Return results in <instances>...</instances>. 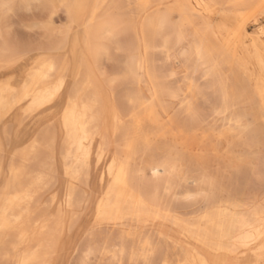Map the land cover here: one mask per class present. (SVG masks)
Segmentation results:
<instances>
[{"label":"bare ground","instance_id":"obj_1","mask_svg":"<svg viewBox=\"0 0 264 264\" xmlns=\"http://www.w3.org/2000/svg\"><path fill=\"white\" fill-rule=\"evenodd\" d=\"M89 1L76 0L75 14L76 21L89 19L90 22L96 19L95 14L102 12L103 17L86 23L83 29L84 47L95 54L98 50L95 35L112 34L116 20L107 12L120 0H94L87 14ZM176 2L195 19L194 22L188 20L194 31L198 33L196 28H200L204 46L201 42L203 47H195L194 52L202 64H211L212 72L216 73L217 55L222 54L221 47H224L223 54L231 63L234 81H247L248 85L243 84L250 85V91L256 93L264 107V27L251 36L243 30V25L256 12L264 13V0ZM139 26V39L147 41L151 37L153 40L154 33L163 32L167 26L166 14L144 17ZM182 32L181 35L176 33L175 44L182 41ZM160 42L169 57L172 49L169 39L161 37ZM142 48L144 60H140V53V58L132 57L126 67L135 76L138 70L148 68L150 46ZM74 71L70 61L43 55L32 59L23 69L20 82L13 77L0 80V176L4 155L12 146L21 144L10 153L7 178L0 185V264H62L69 234L91 212L98 224L116 232L122 242L132 241L134 249L145 252L154 245L157 264H170L171 247L182 256L177 264H264V199L258 202L259 199L252 197L250 201H243L213 190L206 177L200 175L202 172L198 175L197 169V173L191 175L180 163L183 155L180 159V152L197 161H202L204 156L198 152L204 145L203 137L196 138L195 131L193 133L198 115L193 104L188 102L185 111L188 116L179 114L182 121L176 119V114L169 116L168 112L159 111L156 118L166 119L160 123L154 119L150 104L141 101L132 108L128 116L133 118L132 126L128 127L117 105L111 103L110 132L104 92L92 80L91 71L83 60ZM141 95L136 98V93L132 97L140 101ZM238 96L234 92L232 99ZM225 99V95L221 96L222 104ZM11 122L16 131L7 147L4 140L9 138L7 125ZM27 122L32 136L21 143L24 134L20 132L28 126ZM262 130L263 134L259 135L264 138V125ZM139 141L142 151L137 155L143 158L136 159L135 143ZM154 145L167 156L157 155ZM154 153L160 157L154 159ZM174 202L178 205L181 202L182 209H174ZM152 238L164 244L157 246ZM118 249L123 250V247ZM210 254L221 259L211 260ZM106 256V253L102 255L108 258Z\"/></svg>","mask_w":264,"mask_h":264},{"label":"rangeland","instance_id":"obj_2","mask_svg":"<svg viewBox=\"0 0 264 264\" xmlns=\"http://www.w3.org/2000/svg\"><path fill=\"white\" fill-rule=\"evenodd\" d=\"M76 6V0H0V52L2 54L0 80L13 77L14 81L20 82L23 69L29 66L32 59L43 55L52 56L60 61L66 59L73 64L75 71L79 61L83 60L91 71L92 80L104 92L108 130L110 132L112 131V116L109 111L111 103L117 105L126 126L130 127L133 118L131 117V119L128 116L132 114V108L139 105L141 101L145 100L146 104H150L151 111L155 115L154 119L160 123H164L166 120L158 118V116L156 118V115H159L162 111L164 113L168 112L169 116L176 114V119L182 121L183 118H179V114H183L182 117L187 115L185 111L188 109V102L190 101L198 114L195 123L196 130H193V133L195 131L194 137L196 138L198 136L203 137V149L201 148L202 152H200L201 150L198 152L204 155L202 157L205 162L203 160V162L197 161L193 156L189 157L180 152L179 158L183 154L180 163L186 166L184 168L188 169L191 175L196 174L197 169L198 175L199 171L202 172L200 175L206 177L213 190L222 191L243 201L244 199L250 201V199L255 198L254 200L258 201L259 199L258 202H261L264 199V147L262 146L264 145V138L261 135L263 134L264 125V107L256 93L252 89L250 91V85H244L247 84V81H240L238 82L239 85L234 81L231 63L223 54L224 47H221L222 54L217 55L218 69L216 73H213L214 67L211 64H202V60L194 52L195 47L204 46L203 36L199 35L200 28H196L198 33L194 31L189 22L191 20L194 22L195 19L191 15L189 16L190 13L186 11V8H182L176 0H147V2L141 0L139 3L133 2V0H120L115 8L111 9L112 11L108 10L109 12H107L110 15L109 17L116 20L112 34L95 35L94 41L98 44V50L93 54L84 47L83 29L91 21L94 22L96 19L103 17L102 12L95 14L96 19L90 22H88L89 19L76 21ZM88 6L87 14H90L94 6V0H90ZM164 13L167 18V26L163 29V32H155L152 36L153 40H150L151 37L147 41L145 40L148 44L139 39V22L141 23L144 17ZM253 16L243 25L244 32L250 36L254 35L261 27H264V13L256 12ZM181 31L184 32L181 36L182 41L175 44L176 33L181 35ZM190 31L194 36L189 33ZM161 37L168 38L170 41L169 46L172 49L168 53L169 57L161 47ZM201 42L203 46H201ZM185 44L188 46H185ZM146 46H150L151 49L147 50L149 55L147 57L148 68L145 66V69L138 70L136 76L130 74L126 69L127 65L132 57L140 53L141 56L138 55V57L140 56V60H144V48L142 47ZM93 56L95 59H93ZM147 69L148 73H146ZM135 79L140 83H137ZM152 86L154 91H152ZM234 92L239 96L233 100ZM136 93V98L142 94L140 101L133 99L132 96L135 97ZM249 94L251 95L249 96ZM224 95L226 101L224 100L225 102L222 104L221 96L224 97ZM143 97L145 98L142 99ZM155 105L156 107H154ZM126 112L128 113L123 114ZM260 113H263V116ZM8 124L9 138L8 140L5 139L6 141L4 140L7 147L10 144V138L14 136L16 131V127L12 122ZM29 124L27 122L26 125L28 126L20 132L24 134V140L21 143H25L32 136V129ZM260 132L263 139H260ZM141 143L140 141L135 143V150L137 151L134 156H136V159L141 157H139L140 154L137 155V152L142 151ZM138 144L140 146H137ZM19 145L21 144L12 146L11 151L9 150L3 157L0 185L7 178V159L10 153ZM210 146L216 149L210 151ZM156 149L158 148L154 145V152L156 151L157 155L164 153L163 151L158 152ZM173 149H177V147H173ZM165 154L161 155L166 157L167 154L164 156ZM155 155L154 159L161 156ZM254 164L257 165L258 170H261L260 173H257L258 170ZM189 185H193L192 179H190ZM159 191L161 193L162 190ZM195 191L192 192L195 193ZM238 192L244 196L242 197V194L239 195ZM46 196L42 197L41 200H44ZM248 196L250 197L247 199ZM180 204L182 203L180 202ZM180 204L174 202L172 207L180 210L183 207ZM94 218V213L91 212L73 227L69 234L67 246L62 254V264H157L154 245L150 251L141 252V250H138L139 248L134 249L135 244L133 243V245L132 241L122 242L118 239L116 232L104 228ZM154 239L152 238L153 244L157 243L155 244L157 246L164 244L157 239L154 241ZM178 240L183 243L181 238ZM122 243L126 244L122 245ZM130 245H133L132 251H130ZM120 247H123V250L127 247L125 253L122 249H118ZM172 248H169L168 251H172V253H168L170 256H167L170 264H177L182 256L178 255L174 248L171 250ZM106 249L109 250L108 253ZM133 249L134 254L137 252L135 256ZM116 251H119L118 254L115 253ZM105 253L108 258L102 257ZM119 256L121 257L119 258ZM209 257L211 260L221 259V257L214 254H210ZM109 258H112L113 261L110 259L112 262H109Z\"/></svg>","mask_w":264,"mask_h":264}]
</instances>
